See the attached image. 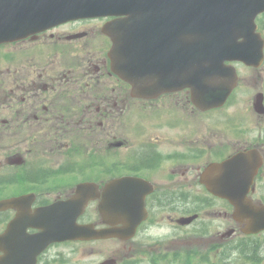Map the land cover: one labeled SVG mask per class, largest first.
Instances as JSON below:
<instances>
[{"label":"flooded vegetation","instance_id":"obj_1","mask_svg":"<svg viewBox=\"0 0 264 264\" xmlns=\"http://www.w3.org/2000/svg\"><path fill=\"white\" fill-rule=\"evenodd\" d=\"M109 19L71 20L0 45V140L7 135L13 142L6 145L12 147L11 153L5 154L1 163L27 168L37 156L48 155L46 163H53L49 171L63 168L61 172H67L69 167L78 166L82 172L78 182H98L101 188L123 175L147 179L154 190L147 196L149 215L138 225L137 232L157 228L164 221L171 229L187 231L186 237L178 238L177 234L171 240L172 249L181 246L194 252L203 247L221 260L231 239L248 236L247 221L235 218L234 206L226 195L211 188L220 184L224 190L236 189L235 196H239L242 185L238 180L217 182L219 172L211 173L212 182L207 185L200 181L201 174L210 163L251 148H259L264 157V143L256 145L257 137L250 139L245 128L231 133L227 128H212L210 112L197 109L188 89L164 92L155 99L133 97L130 84L111 67V39L102 31ZM133 103L146 109L156 106V112L145 120L134 151ZM97 171L101 175H95ZM27 172L16 175L13 181L64 183L75 181L65 180L69 176L77 177L73 170L70 174L46 176ZM53 191L55 198H67L75 186L57 184ZM43 194L37 196L36 205L44 204ZM248 196L256 203H264V162L253 177ZM197 200L203 209L196 207ZM99 201H90L80 220L94 222L99 228L122 226L103 222ZM194 214L199 215L191 223H179L181 218ZM196 220L200 221L196 224ZM137 236L120 239L125 242L124 254L112 248L118 239L103 240L110 241L111 255L121 264L122 260L144 258L146 251H154L155 244L137 240ZM93 242L97 241L55 242L39 255L37 264H77L65 260V255L73 251L65 252L63 248Z\"/></svg>","mask_w":264,"mask_h":264},{"label":"water","instance_id":"obj_2","mask_svg":"<svg viewBox=\"0 0 264 264\" xmlns=\"http://www.w3.org/2000/svg\"><path fill=\"white\" fill-rule=\"evenodd\" d=\"M262 11L264 0H0V43L74 17L114 15L105 27L114 42L112 65L132 84L133 95L155 97L190 87L195 104L208 109L223 105L237 84V69L227 61L262 64L264 37L256 23ZM263 98L260 93L256 105L262 112ZM133 181L118 179L122 187L113 192L114 182L107 184L100 204L106 219L113 212L141 214L145 190L127 188ZM97 194L95 183H81L67 200L34 212L20 208L0 234V264H35L37 254L56 240L132 237L134 228L96 230L77 222L89 198ZM32 198L27 194L1 199L0 210L20 203L29 207ZM230 200L250 218L249 231L264 228V205L255 207L245 198ZM28 227L41 230L28 233Z\"/></svg>","mask_w":264,"mask_h":264},{"label":"rangeland","instance_id":"obj_3","mask_svg":"<svg viewBox=\"0 0 264 264\" xmlns=\"http://www.w3.org/2000/svg\"><path fill=\"white\" fill-rule=\"evenodd\" d=\"M259 26L261 28V31L264 34V13L259 15L258 17ZM240 72V82L238 87L236 88L233 98L230 100V102L224 107L221 108V110H215L213 111V114L210 116V122L212 126H217L218 129L227 128L232 125V132H235L236 129H241L240 124H243V126H247L249 129L252 128L253 134L249 135V138L251 139L253 136H255V133H259L261 138H264V115L257 114L253 107V98L254 95L260 91H264V64L258 68L254 67H248L244 66L240 63H236ZM136 104H133V106ZM142 104L139 106L136 105L132 108L131 112V122H132V137L131 138V145L132 148H137L134 144H138L140 142L139 136H135V134H138V131L135 129H142L144 128L145 120L150 117L153 112L152 110H155V104L153 106L146 108H141ZM141 106V107H140ZM152 109V110H151ZM212 113V112H211ZM259 117V118H258ZM234 118H238L234 120ZM232 120V121H231ZM135 130V131H134ZM248 138V136H247ZM49 139H46L45 142H48ZM3 142H0V174L2 173H13V167L9 166L7 164H2V158L5 157V154L11 153L12 147H7L6 145L13 144L12 142V136H4ZM49 142H52L51 140ZM134 151V150H133ZM5 163V162H4ZM2 164V165H1ZM95 175H101L100 172H95ZM77 177H71L65 178V180L68 179H79L81 174L78 172H75L74 174ZM19 189L11 190L7 192L0 191V197L9 196L12 195V192H18ZM56 196V194H55ZM2 226L0 224V230ZM214 230V227L212 228ZM176 232L180 237H186L187 231L184 230H171L169 227H161V228H153L150 231L147 232H141L137 239L140 238H146L148 241H150V244H155L157 241V244L153 246V250L159 251H167L171 248V240L176 236ZM189 234V233H188ZM251 239H258V240H264V234L259 235L256 238ZM114 250L115 252H118L119 254H124V243L123 241L116 240L114 242ZM110 241H99L97 243L88 244L87 246H71L67 245L63 248L65 252L73 251L71 254L65 255V260L69 262H76L77 264H99L101 261H103L105 258L111 255L112 250L109 246ZM155 247V248H154ZM181 247V246H180ZM186 248L179 249L183 250V253ZM206 248L200 249L199 253H196L193 255V259L190 262H181V261H174L167 262L168 260H165L164 262H151V259H145L141 260L138 263L133 264H207V261L203 258L206 253ZM239 250H228L227 253V260L225 264H264V259L260 263H255L252 261H249L248 263H245L246 260L241 258V255H239ZM170 253V251H168Z\"/></svg>","mask_w":264,"mask_h":264}]
</instances>
